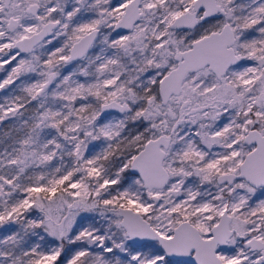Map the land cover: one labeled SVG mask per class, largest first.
Masks as SVG:
<instances>
[{"label":"snow or ice","instance_id":"snow-or-ice-1","mask_svg":"<svg viewBox=\"0 0 264 264\" xmlns=\"http://www.w3.org/2000/svg\"><path fill=\"white\" fill-rule=\"evenodd\" d=\"M0 71V264H264V0H0Z\"/></svg>","mask_w":264,"mask_h":264},{"label":"trees","instance_id":"trees-1","mask_svg":"<svg viewBox=\"0 0 264 264\" xmlns=\"http://www.w3.org/2000/svg\"><path fill=\"white\" fill-rule=\"evenodd\" d=\"M4 75H5V73L3 71H0V79ZM7 95H9V93L7 91L0 90V101H2ZM11 125H12V121H10V120H6L3 123H0V137H2L5 132H8L10 130ZM54 162L55 161H53V163ZM0 235H1V233H0Z\"/></svg>","mask_w":264,"mask_h":264},{"label":"rangeland","instance_id":"rangeland-1","mask_svg":"<svg viewBox=\"0 0 264 264\" xmlns=\"http://www.w3.org/2000/svg\"><path fill=\"white\" fill-rule=\"evenodd\" d=\"M3 78H4V76H3L1 79H3ZM7 96H8V95H7ZM7 96H6V97H7ZM6 97H5V98H6ZM5 98H4V99H5ZM97 150H99V149H97ZM57 163H58V161H55V162H54V164H57ZM0 233H1L0 238H3L6 234H8V233H6L4 230H0ZM1 236H2V237H1Z\"/></svg>","mask_w":264,"mask_h":264}]
</instances>
